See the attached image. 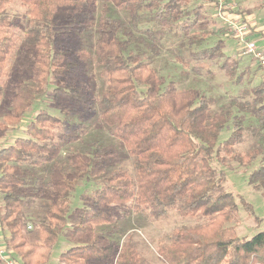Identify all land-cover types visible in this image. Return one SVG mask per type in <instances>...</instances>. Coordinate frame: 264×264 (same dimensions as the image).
<instances>
[{
	"label": "trees",
	"instance_id": "16d2710c",
	"mask_svg": "<svg viewBox=\"0 0 264 264\" xmlns=\"http://www.w3.org/2000/svg\"><path fill=\"white\" fill-rule=\"evenodd\" d=\"M15 1L26 7L25 20L11 16ZM104 1L98 15L96 0H0V98L8 105L0 139L48 88L55 107L40 109L25 137L0 147L7 247L20 264H49L68 227L57 264H151L135 222L164 220L172 210L199 222L173 230L158 246V264H264V230L238 236V205L220 168L261 156L248 181L264 196V143L237 150L248 129L264 130V80L253 84L251 66L227 56L224 40L202 48L214 33L198 19L205 4ZM165 28L184 31L200 49L195 60L226 72L237 88L232 108L216 109L200 87L179 88L152 66ZM203 65L194 72L210 73ZM93 183L92 193L74 194Z\"/></svg>",
	"mask_w": 264,
	"mask_h": 264
},
{
	"label": "rangeland",
	"instance_id": "374dc122",
	"mask_svg": "<svg viewBox=\"0 0 264 264\" xmlns=\"http://www.w3.org/2000/svg\"><path fill=\"white\" fill-rule=\"evenodd\" d=\"M232 1L236 2L238 8L237 11H239L242 17L249 23L251 29H255L258 34L264 36V0ZM96 4L98 15L104 13L109 5V3L104 0H96ZM202 4H205V6L198 19L200 22H209L210 28L214 31V33L209 35L202 48L212 47L218 40H224V52L227 56L233 58L234 56L241 55L242 69L248 65L251 66V69L254 72L252 77H250L252 83L258 84L263 81L264 72L259 67L258 62L252 56L242 54V46L238 44L230 29H228L216 16L215 7L209 4L207 0H194L191 3V8ZM25 11L26 7L18 1L13 2L9 8L11 16L17 19L23 18V15L26 13ZM120 15H122V12H120ZM193 17L191 16L189 19L192 20ZM169 18L167 21L172 22L173 20ZM222 28H225V31H221ZM164 30L166 32L163 35L160 54L153 56L150 52L149 60L152 63V66L167 79L174 77V81L178 84L179 88L200 87L204 92L214 98V107L216 109L232 108L230 102L237 92V88L230 82L226 72L215 64L203 62V60H195L194 54L200 49L196 46L191 47L187 34L184 31H177L175 29L169 30V28H165ZM199 64H204L203 66L205 69H208L210 73L203 69L205 70L203 74H196L193 68ZM247 78L248 77L246 76L245 79L247 80ZM48 89V94L45 97L39 98L34 103L17 127L13 129V125H11L12 127L6 132L8 133V136H6L7 140L5 143L0 144V147L10 145L9 141L14 143L15 139L18 137H25L27 124L40 111V109L46 108L49 111L54 112L55 107H53L49 95L52 88ZM7 110L8 105L2 101V98H0V124L5 122V114ZM245 118L247 122L252 119L250 115H245ZM255 126L258 127V135H252L248 129L244 140L237 145L238 151L245 153L256 149V146L260 147L259 144L264 143V130L260 128L259 124H255ZM5 134L2 135V137L5 136ZM228 135L229 133L223 134L222 139ZM88 138L92 141L94 137L92 138L89 136ZM96 138L100 137L95 135V139ZM260 157L256 159L257 161L255 160L248 166L240 165L230 159L226 166H220V168H223L226 172L227 181L225 188L234 195L235 201L238 205L237 216L232 224L235 226L238 236L241 237L245 236L251 238L253 235L264 230V196L260 191L250 185L248 181L249 174L258 165ZM94 187V183L86 186L79 185L74 194H90L94 191ZM136 217L137 216H135V218ZM28 221L35 222V220H30L29 218ZM198 222V218L181 216L177 211L170 210L168 218L164 220H142L141 224L135 222L134 227L138 229L134 238L139 242L143 256L147 258L151 264H158L160 262L157 255L158 246L168 241V237L172 234L173 230L178 226H194ZM29 230H34L33 224L32 228ZM68 233L69 228L64 227L54 246L52 259L49 264H57L60 254L69 246Z\"/></svg>",
	"mask_w": 264,
	"mask_h": 264
},
{
	"label": "built area",
	"instance_id": "2783aa9c",
	"mask_svg": "<svg viewBox=\"0 0 264 264\" xmlns=\"http://www.w3.org/2000/svg\"><path fill=\"white\" fill-rule=\"evenodd\" d=\"M216 16L230 29L238 44L242 46V54L252 56L264 72V50L257 40L251 37L252 29L249 23L237 11V4L232 0H213ZM29 229L32 225L28 226ZM0 260L2 264H20L12 250L9 249L0 233Z\"/></svg>",
	"mask_w": 264,
	"mask_h": 264
},
{
	"label": "crops",
	"instance_id": "0c3cea01",
	"mask_svg": "<svg viewBox=\"0 0 264 264\" xmlns=\"http://www.w3.org/2000/svg\"><path fill=\"white\" fill-rule=\"evenodd\" d=\"M253 29V28H252ZM253 31H256L255 29L252 30L251 32V37L255 40H257L259 46L264 50V36H261V34H258L257 31L256 32H253ZM15 127H13L14 129ZM8 133L5 134V136L1 137L0 139V144L2 143H5V141L7 140V135ZM10 144L12 143L11 141H9ZM0 233L3 234V230L0 229Z\"/></svg>",
	"mask_w": 264,
	"mask_h": 264
}]
</instances>
